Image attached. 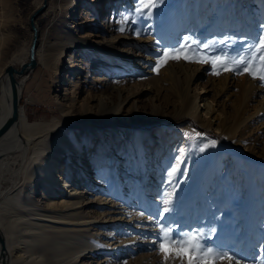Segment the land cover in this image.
<instances>
[{
  "label": "rangeland",
  "instance_id": "374dc122",
  "mask_svg": "<svg viewBox=\"0 0 264 264\" xmlns=\"http://www.w3.org/2000/svg\"><path fill=\"white\" fill-rule=\"evenodd\" d=\"M93 1L87 6L85 17L80 3L63 19L64 15L57 10V1L47 0L44 10L35 18L39 35L37 64L27 75L19 102L27 121L40 124L38 130L54 146L43 156L54 155L58 147L68 145L69 135L87 140L81 143L83 149L84 143L95 149L98 142L105 154L111 153L86 156L85 161V156L73 155L68 163L70 184L74 182L75 169L91 161L95 170L102 169V175L96 182L94 171H90L88 184L96 182L98 194L109 192L103 195L107 200L115 198V193L116 198L121 199L116 201L120 204L115 212L106 215L105 218H111L106 226L102 220L89 227L73 226L72 223H80L85 217L68 216V236L78 234L72 235L74 243L68 247V264H162L163 256L154 240L157 226L148 216L161 208L160 194L164 192H174V206L163 224L172 227L179 224L184 230L215 228L212 242L243 257L241 264L264 259V82L247 73L237 75L225 71L214 75L210 64L184 60L169 61L155 77L141 57L143 54L154 58L155 40L170 45L184 36L198 38L201 42L226 35L255 39L261 33L260 25L264 24V0H164L151 19H140L135 25L122 19L134 8L133 0ZM41 3L42 0H0L2 71L8 65L20 66L18 62L9 61L13 55L21 56L24 62L27 60L32 38L29 18ZM123 3L128 9L121 7ZM107 9L108 13L102 15ZM45 11L50 15L41 18ZM106 20L118 23L112 34H128L138 39L129 45V61L120 59L111 63L108 51L100 57L90 49L83 50L81 56L78 50H68L53 59L54 42L65 34L66 28L75 25L70 31L77 37L88 33L101 36L106 30H101L100 23ZM121 27L125 31H119ZM138 30L144 34L136 35ZM84 39L95 41L99 37ZM242 49L236 42L231 47H217L216 52L226 50L236 56ZM70 54L75 57L76 67L82 66L85 70L74 67L76 70L70 78L61 79ZM44 61L47 64H43ZM95 77L100 80L94 81ZM73 84L79 85V90L71 96H63L65 88L70 89ZM198 85L209 90L206 97L213 105V120L209 114L204 115L202 103L200 117L194 118L185 112L182 97L195 91ZM101 93L105 100L108 97L106 104L89 102L92 96L98 98ZM116 128L129 129L132 135L125 139L113 132ZM185 133L194 138L190 139ZM198 133L202 135L197 136ZM211 140L216 141L215 147L201 152ZM180 149H183L181 170L169 176ZM140 164L145 165L143 181ZM70 184L64 190L66 194L71 193L73 187L78 192L83 188L81 184ZM81 196L78 198L83 200L89 195ZM39 197L40 193L34 196ZM94 209L97 212L109 210L107 205L94 206ZM141 212L145 215H139ZM127 220L135 228L124 232ZM146 220L149 222L145 223ZM141 226L148 227L144 236L154 241L150 244L152 249L110 246L114 237L127 240L135 235L139 239ZM50 240L46 239L48 244ZM99 245L104 246L99 249L101 253L92 255L85 250L83 257L73 258L77 250ZM44 254L47 264H54L53 259L48 262L51 251ZM37 259L35 250L25 256L28 264H38ZM167 264H180V261L170 259Z\"/></svg>",
  "mask_w": 264,
  "mask_h": 264
},
{
  "label": "bare ground",
  "instance_id": "6f19581e",
  "mask_svg": "<svg viewBox=\"0 0 264 264\" xmlns=\"http://www.w3.org/2000/svg\"><path fill=\"white\" fill-rule=\"evenodd\" d=\"M56 1L58 4V12L64 15L63 19H65V16L68 15L75 6L78 7L80 3L82 4L81 14L85 17L87 15L86 8L92 3L91 0ZM96 1L97 0L93 2L96 3ZM112 1L114 2L117 0ZM109 2L111 1L109 0L107 3ZM124 4L125 3L121 6L122 8L127 6V4ZM45 6L42 10H44ZM108 9L106 10V13L104 10L102 15H106L108 13ZM42 10L40 12H42ZM122 11H124V9H122ZM40 12L38 14H40ZM240 13H242L241 10ZM48 14L50 15L49 12L45 11L40 15V17L45 18ZM35 18L33 23L37 36V46L39 35ZM100 24L103 25L101 30H106L101 36L88 33V35L83 37H77L73 31H70V29L75 27V25L66 28L65 34L62 36L59 35L54 42V45H56V52L53 59L58 58L59 55L68 50H78L80 51L81 56L83 50L87 51L90 49L94 54H96V56L100 57L108 51L110 53L111 63H115L120 59L129 61L131 49L129 45L134 44V41H138V39L136 40L128 34H112L114 25H118V23L114 24L106 20ZM33 33L34 32L32 30V36ZM105 34L109 35L106 36ZM89 36L99 37V40L94 41L84 39V37ZM144 45L146 44L144 43ZM36 48L37 47H35V61L37 59L38 52ZM141 57L144 59L143 63L153 69L155 59L150 57L148 58V56L143 54H141ZM28 59L27 49V60L25 62H27ZM74 59L75 57L72 54L66 58L65 70L61 73L63 76L61 79L70 78L72 72L76 69L82 71L85 70L82 66L76 67L77 64H74ZM9 61L12 63L18 62L20 66L15 68L12 65H8L5 67L4 71H2V68L0 67V238L3 241V249L0 246V264H28L25 260V256L34 250L37 254L38 259L36 262H38V264H47L46 259H44V253L46 251H51L48 262L53 259L54 264H68V247L74 239V236L72 237V235H78L75 233L68 236V216L79 215L80 218L81 215L85 217L80 223H72L73 226L89 227L90 225L98 224L101 220L104 221L103 225L106 226L105 223L111 219L105 218L106 215L114 213L117 209V205L120 204L116 201L121 200L116 198V193H112L115 198L107 200V197L105 198L103 195L108 194L109 192H104L103 195L96 192L98 187H95L94 184L98 182L99 176L102 175V169L95 170L92 165H90L92 163L91 161H87L83 165H79L77 167V171L75 169L73 180L75 183L73 182L70 184L69 179H71V172H69L67 168L68 163L73 155L85 156L83 158V161H85L87 159L86 156H107L111 153L105 154L106 151L102 149V145L98 142L95 149H92L88 143L83 144L85 145V149H83V147H81V143L87 142V140H83L81 136L73 137L72 135H69L68 145L58 147L54 155L50 154L49 156H43L48 149H53L54 146L48 141V138L38 130L40 128V124L30 123L27 121L24 109L20 106L18 108L19 115L17 124L10 128L8 122V115L10 112V86L6 75V68L10 66L15 71L13 75L12 88L19 96L21 95L27 75L32 72L34 68L21 73L22 66L25 62L19 55H13L9 58ZM128 61L126 62L129 63ZM46 62L44 61L43 64H47ZM3 63L4 61H0V66L3 65ZM74 67H76V69H74ZM62 68H64V65ZM56 69H60V66L58 68L56 67ZM68 71L71 74L66 75ZM150 72L156 77L157 74L153 72V70ZM93 80L97 82L100 78L95 77ZM115 89L117 88L115 87ZM78 90L79 85L73 84L70 89L65 88V92L62 94L63 96L68 97L71 96L74 91L77 92ZM208 92V89L198 85V87L195 88V91L183 95L182 103L184 104L186 114L194 118L200 117L202 113L200 114L199 106L202 103V106L204 107V115L209 114L210 120H213V105L206 97ZM106 100H108V97ZM106 100L103 98L101 93L98 98L92 96L89 102H96L97 105L100 104L102 106L107 103ZM62 111H64L63 108ZM113 132L117 135L123 136L125 139L132 135L131 130L129 129L123 130L121 128H116ZM79 138L80 140H78ZM104 147L107 148V150H111L110 146L104 145ZM88 151L91 152L85 154V152ZM64 156L65 158H63ZM112 156H115L113 150ZM140 166L142 168L140 169V175L142 178L141 181H143L146 177L145 173H143L145 165L140 164ZM92 170L94 171L93 173H95L94 178H96V182L93 185H89L90 171ZM94 178H92V180ZM110 180L111 179H108V181ZM68 183L70 185L81 184L83 185V188L80 192H78L76 187H73L71 188L72 192L66 194L64 190L68 187ZM105 185L101 186L104 187L103 190L106 189ZM36 193H40V197L35 199L34 196ZM82 194H88L89 196L80 200L79 198L83 197L81 196ZM127 199L128 197L126 200ZM122 201L125 202L124 199H122ZM100 205H107L109 210L107 212H97V210L94 209V206ZM74 219L75 218H72L71 220ZM148 220L144 222L147 223L149 222ZM150 224L151 227H154V224L152 225L151 222ZM125 226L126 231L124 232H127L128 229L135 228L133 225H129L128 220L123 228ZM147 228L148 227L141 226L140 231H142V234L139 239H137L135 235L127 240L115 237L111 238L108 236L111 239H115L110 246L115 244L114 248L123 246L129 247L132 250L139 248L150 250L152 249L150 244L152 245L153 240L151 241V239L145 238L144 233H148ZM80 230L83 231V229H75L77 232H80ZM45 231H49V233H45ZM107 235L111 234L107 233ZM56 237L59 239H55ZM47 238H51L49 244L46 241ZM102 247L104 246L99 245L98 247L94 246L88 249L82 248L76 251L73 258L78 260L80 257H83L84 254L82 255V253L85 250H88L86 252L87 254H99L102 252L99 250ZM94 248L96 249L94 250Z\"/></svg>",
  "mask_w": 264,
  "mask_h": 264
},
{
  "label": "snow or ice",
  "instance_id": "6c2138e0",
  "mask_svg": "<svg viewBox=\"0 0 264 264\" xmlns=\"http://www.w3.org/2000/svg\"><path fill=\"white\" fill-rule=\"evenodd\" d=\"M134 8L127 15L122 17L125 23L135 25L140 19H151L164 0H133ZM261 33L255 39L247 36L213 39L208 42H201L198 38L184 36L174 44H165L162 40H155V65L153 72L159 73V69L169 63V61L184 60L189 63H203L212 66L214 75L222 72H232L240 75L247 73L253 79L264 82V24L260 25ZM123 32V27L119 28ZM136 35L144 34L138 30ZM239 42L243 49L236 56L230 55L226 50L218 53L217 47H231L232 44ZM186 136L191 137L188 133ZM197 136L202 134H196ZM216 141L211 140L201 148L215 147ZM175 158V164L168 172L173 176L180 171L179 165L183 160V149ZM160 205L155 214L149 215L148 219L157 226L154 237L158 250L163 256L162 264H167L170 259H178L180 264H241L243 257L232 250H224L216 246L212 240L216 233L215 228H189L184 230L179 224L175 227L162 223L167 216L172 213L174 206V192H164L160 194ZM144 216L145 212L139 213ZM253 264H264V259L254 260Z\"/></svg>",
  "mask_w": 264,
  "mask_h": 264
},
{
  "label": "water",
  "instance_id": "95a60500",
  "mask_svg": "<svg viewBox=\"0 0 264 264\" xmlns=\"http://www.w3.org/2000/svg\"><path fill=\"white\" fill-rule=\"evenodd\" d=\"M46 4V0H43L42 6L40 8H38L31 16L29 19V24L31 29L33 30V36H32V40L30 43V46L28 48V61L25 62L22 66L21 69V73L33 69L36 66V61H35V47H36V41H37V36H36V32H35V28H34V18L36 17V15L43 9V7ZM15 71L12 67H7L6 68V75L8 77L9 80V86H10V112L8 115V122L10 125V128H12L13 126H15L17 124L18 121V115H19V102H20V96L14 91V89L12 88V82H13V75H14ZM0 246L3 249V241L0 238ZM1 249V250H2Z\"/></svg>",
  "mask_w": 264,
  "mask_h": 264
}]
</instances>
